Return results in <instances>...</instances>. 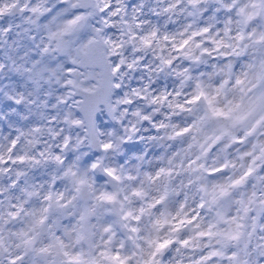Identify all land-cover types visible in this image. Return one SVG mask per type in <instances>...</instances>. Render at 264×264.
Wrapping results in <instances>:
<instances>
[{"label": "snow or ice", "instance_id": "obj_1", "mask_svg": "<svg viewBox=\"0 0 264 264\" xmlns=\"http://www.w3.org/2000/svg\"><path fill=\"white\" fill-rule=\"evenodd\" d=\"M137 66L154 148L94 177ZM0 264H264V0H0Z\"/></svg>", "mask_w": 264, "mask_h": 264}, {"label": "clouds", "instance_id": "obj_2", "mask_svg": "<svg viewBox=\"0 0 264 264\" xmlns=\"http://www.w3.org/2000/svg\"><path fill=\"white\" fill-rule=\"evenodd\" d=\"M115 38L118 41L120 40L118 35ZM127 58L131 62L132 55L129 54ZM148 63L151 65L154 63V61L149 60ZM154 71L155 70H153V72ZM123 72L127 74L123 76L122 80L120 79L121 74H117V82L121 83V88L119 90H113L112 105L116 108V111L111 114L105 112L104 119L108 127L105 129L106 134L102 137L105 142H112L114 145L119 143L120 147H114L109 152L102 153L106 159L103 161L101 167L91 171L90 174L94 177L103 176V167H118L122 158L127 161L125 167L130 168L135 164L133 156L138 154L140 148H154V142L148 138L150 135L155 134L154 130L151 128V125L142 122L136 115H134L137 110H140L141 113H147L149 115L152 113L145 107V102L139 101L132 93L133 88H142L143 84L149 83L148 77L150 73L146 70L141 71V66H137L131 71H129L127 68H124ZM153 79H155V75H153ZM124 93L128 94L127 98H131L134 101L132 106H125L122 103H116L118 100L122 101L126 98ZM63 108V105H58V110H62ZM121 113L124 114L122 115ZM60 126L64 127V132L61 134V137L57 138V141H51V138L47 136L45 139H48L50 142L62 143V137L67 135L70 137V143L66 152H71L76 146V130L66 124L53 125V127H56L57 129ZM146 127L149 129L148 132L144 131ZM141 137H143V140H141ZM95 150L96 148L89 147L88 145H81L74 155L83 151H88L91 153ZM107 182L108 178L104 177L102 181L98 182L97 186L103 187V185Z\"/></svg>", "mask_w": 264, "mask_h": 264}]
</instances>
